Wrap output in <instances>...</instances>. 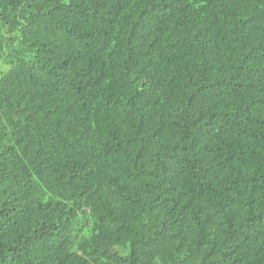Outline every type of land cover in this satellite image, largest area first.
Returning a JSON list of instances; mask_svg holds the SVG:
<instances>
[{"label":"trees","instance_id":"16d2710c","mask_svg":"<svg viewBox=\"0 0 264 264\" xmlns=\"http://www.w3.org/2000/svg\"><path fill=\"white\" fill-rule=\"evenodd\" d=\"M0 264H264V0H0Z\"/></svg>","mask_w":264,"mask_h":264}]
</instances>
